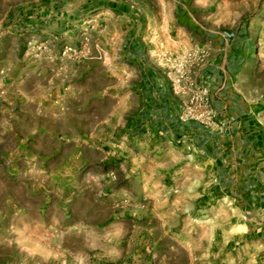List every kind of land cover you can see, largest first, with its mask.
Returning a JSON list of instances; mask_svg holds the SVG:
<instances>
[{"label": "rangeland", "instance_id": "374dc122", "mask_svg": "<svg viewBox=\"0 0 264 264\" xmlns=\"http://www.w3.org/2000/svg\"><path fill=\"white\" fill-rule=\"evenodd\" d=\"M199 29L243 51L235 93L264 132V0H0V264H264V186L146 136L120 68L121 40L141 43L202 126Z\"/></svg>", "mask_w": 264, "mask_h": 264}, {"label": "crops", "instance_id": "0c3cea01", "mask_svg": "<svg viewBox=\"0 0 264 264\" xmlns=\"http://www.w3.org/2000/svg\"><path fill=\"white\" fill-rule=\"evenodd\" d=\"M183 33L181 40L176 41L178 48L193 37L190 32V36ZM194 34L195 41L188 44L203 55V59L197 70L188 72L200 83L198 100L206 107L202 126L188 124L180 118L191 103V90L172 85L169 75L173 71L166 70L160 58L147 55L141 43L137 44L132 38L128 44L121 40L120 54L126 60H122L120 68L131 70L134 85L131 90L136 92L137 106L141 108L136 123L146 136L163 137L171 145L183 138L189 140L205 163L225 171L229 187L243 189V195H253L254 189L264 186V179H253L261 165L250 163L264 153V132L250 110L245 111L248 101L235 93L234 77L241 72V67L237 69V66L242 64L243 51L238 49L234 39L229 40L227 32L212 34L199 29L194 30ZM152 45L160 48L164 44ZM39 65L43 69V61Z\"/></svg>", "mask_w": 264, "mask_h": 264}, {"label": "built area", "instance_id": "2783aa9c", "mask_svg": "<svg viewBox=\"0 0 264 264\" xmlns=\"http://www.w3.org/2000/svg\"><path fill=\"white\" fill-rule=\"evenodd\" d=\"M177 73H178V74H177L176 77L174 78V85H179L180 80H181V77H180V74H179V70H177ZM193 99H194V98L192 97L191 103L194 101ZM191 103H190V104H191ZM188 107H189V105L185 108V111L180 115V118L183 119V120H186V118H187ZM205 111H206V109H205Z\"/></svg>", "mask_w": 264, "mask_h": 264}]
</instances>
